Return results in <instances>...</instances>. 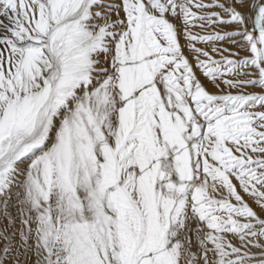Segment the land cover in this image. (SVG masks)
Masks as SVG:
<instances>
[{"label": "snow or ice", "instance_id": "obj_1", "mask_svg": "<svg viewBox=\"0 0 264 264\" xmlns=\"http://www.w3.org/2000/svg\"><path fill=\"white\" fill-rule=\"evenodd\" d=\"M0 264H264V0H0Z\"/></svg>", "mask_w": 264, "mask_h": 264}]
</instances>
